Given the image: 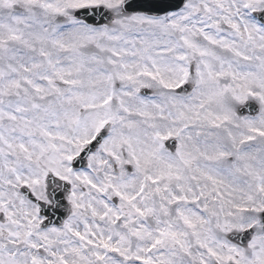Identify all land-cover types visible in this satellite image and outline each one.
Returning <instances> with one entry per match:
<instances>
[{
	"label": "snow or ice",
	"instance_id": "6c2138e0",
	"mask_svg": "<svg viewBox=\"0 0 264 264\" xmlns=\"http://www.w3.org/2000/svg\"><path fill=\"white\" fill-rule=\"evenodd\" d=\"M0 264H264V0H0Z\"/></svg>",
	"mask_w": 264,
	"mask_h": 264
}]
</instances>
